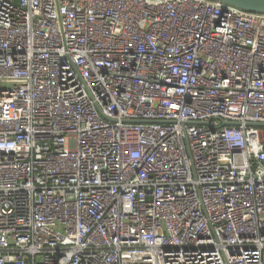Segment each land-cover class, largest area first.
<instances>
[{
  "label": "built area",
  "instance_id": "1",
  "mask_svg": "<svg viewBox=\"0 0 264 264\" xmlns=\"http://www.w3.org/2000/svg\"><path fill=\"white\" fill-rule=\"evenodd\" d=\"M0 264H264V13L0 0Z\"/></svg>",
  "mask_w": 264,
  "mask_h": 264
},
{
  "label": "water",
  "instance_id": "2",
  "mask_svg": "<svg viewBox=\"0 0 264 264\" xmlns=\"http://www.w3.org/2000/svg\"><path fill=\"white\" fill-rule=\"evenodd\" d=\"M247 11L264 13V0H219Z\"/></svg>",
  "mask_w": 264,
  "mask_h": 264
}]
</instances>
